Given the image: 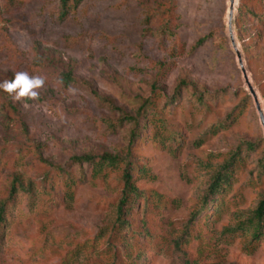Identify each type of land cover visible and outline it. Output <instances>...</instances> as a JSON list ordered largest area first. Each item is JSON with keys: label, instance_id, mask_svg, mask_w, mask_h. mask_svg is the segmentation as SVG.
I'll return each mask as SVG.
<instances>
[{"label": "rangeland", "instance_id": "rangeland-1", "mask_svg": "<svg viewBox=\"0 0 264 264\" xmlns=\"http://www.w3.org/2000/svg\"><path fill=\"white\" fill-rule=\"evenodd\" d=\"M172 9L175 35L163 36ZM229 9L230 0H83L61 19L60 0H0V83L17 71L45 78L35 101L14 102L0 89V202L16 177L25 186L39 184L33 211L28 195H18L0 264H111L107 242L117 220L119 173L92 179L88 165L71 162L103 153L129 157L137 187L151 198L147 211L143 200L129 218L127 243L114 240L123 254L119 264H264V235L252 243L249 235L223 233L264 199V128L231 41ZM256 9L264 16V7ZM234 22L264 111V28L249 23L242 39ZM69 71L77 82L67 86L62 75ZM181 80L188 88L172 99ZM154 86L159 98L151 124L143 118L137 129L117 124L121 113L94 95L136 115ZM240 105L246 107L231 127L208 132ZM234 155L226 194L205 208L214 174ZM58 167L78 177L72 197L56 181L39 190ZM102 227L108 235L98 239ZM188 229L191 241L180 251L174 242Z\"/></svg>", "mask_w": 264, "mask_h": 264}, {"label": "trees", "instance_id": "trees-1", "mask_svg": "<svg viewBox=\"0 0 264 264\" xmlns=\"http://www.w3.org/2000/svg\"><path fill=\"white\" fill-rule=\"evenodd\" d=\"M82 1L83 0H60L61 19L67 18L74 11H76ZM257 6L264 7V0H240L234 24L236 25L237 33L242 39L249 29V23H257L258 26H256L255 29H258L257 27L264 28V16L258 14L256 9ZM167 15L168 17L166 16L165 12V23L162 25L160 33L163 36H174V26L172 24L173 20L169 17L170 15H173V9L170 10ZM149 21L150 18H148V22ZM259 34L260 33L258 30H255V33L252 34L253 36L250 35V37L256 39ZM203 41H205V39H202L200 42L202 43ZM62 82L69 86L77 82V80L74 77L72 71H69L63 73ZM187 88L188 83L185 80H181L175 88V94L172 99L180 97L182 92ZM158 94L159 90L154 86L152 96L144 102L138 113L136 115H130L125 113L120 108H117L113 101L94 92V95L99 101L108 105L111 109L117 110L121 113L122 117L119 119L117 124L131 123L136 126V129L139 127L143 118L148 121V124H151L150 117L154 115L156 110L159 98L157 96ZM248 100H250V96L247 97V101ZM245 107L246 106L240 105L233 109V111L229 113L227 117L221 123H219V125L212 126L208 132L213 133L212 135H216L221 129H228L231 127V125L235 123L236 119L243 113ZM207 133H205L204 136H206ZM135 136H137V130L132 133L131 143H133ZM247 145L249 149H255L252 143H247ZM236 159L237 156L234 155L231 159L222 164L220 170L214 174L204 198L205 208H207L209 203L212 204L211 207L213 206V208H215L219 204L221 198L226 194V187L231 184V180L233 178ZM71 162L74 165L79 166L88 165L92 169V179L100 176L108 177L109 174L119 173L122 184L121 197L117 207V220L116 223H114L111 237L107 242V249L111 254L114 255V260H112L111 264H119L118 258H120L123 254L119 253V249L113 247V243L117 240L127 243L128 234H122V232L126 231L131 225L129 218L132 216L135 208L138 207V204L141 201L144 200L146 203L145 211H147V209L150 207L151 198L147 197L145 193L136 185L134 175L136 174L138 168L129 160V157L111 153H103L101 155L86 154L75 156L72 158ZM55 170L56 172L54 173V176L50 178L49 174L44 175L43 185H41V188L39 189L40 192H46L45 187L48 183L47 181L50 180L51 185H53L55 181L57 185H62L63 189L66 191V195L68 197H72L75 193L74 188L76 182L78 181V177L70 169L58 167ZM38 185L35 184L34 181H31L28 186H25L20 178L16 177L14 179L10 188L9 196L4 201L0 202V242L3 239L4 232L10 226V222L12 221L11 212L14 211L17 206L19 193L23 192L24 194L28 195L29 210L33 211L37 199V194L35 192L36 190L34 188H36ZM204 209L202 208L200 212L193 215L189 222L190 225L195 224L196 221H199L200 217H202V214L206 212ZM189 233L190 231L188 229L182 234L180 238H178L176 242H174L176 249L182 251L183 248L189 244L191 241ZM223 233L233 238L235 236L241 237L244 235H249L252 237V243L260 241L264 235V199L258 203L256 208L253 210L251 217L235 227H227ZM106 235H108V232H106L102 227L98 232L97 238L102 239ZM95 247L96 246L93 244L91 248L94 249Z\"/></svg>", "mask_w": 264, "mask_h": 264}, {"label": "clouds", "instance_id": "clouds-1", "mask_svg": "<svg viewBox=\"0 0 264 264\" xmlns=\"http://www.w3.org/2000/svg\"><path fill=\"white\" fill-rule=\"evenodd\" d=\"M45 85V78L41 75H30L27 71H17L14 79L4 80L0 83V89L7 93L14 102H21L39 98Z\"/></svg>", "mask_w": 264, "mask_h": 264}, {"label": "water", "instance_id": "water-1", "mask_svg": "<svg viewBox=\"0 0 264 264\" xmlns=\"http://www.w3.org/2000/svg\"><path fill=\"white\" fill-rule=\"evenodd\" d=\"M234 15H235V0H230L228 27H229L231 41H232V44H233L234 48L236 49L238 60H239V64H240V67L242 69L246 84H247L248 89L250 91V94H251V96H252V98H253V100L255 102L256 109H257L258 114H259V119H260L261 124H262V126L264 128V111L262 109L259 96H258L254 86L252 85V83H251V81L249 79L247 70H246V68L244 66L242 54L239 51V49L237 47V44H236V41H235V33H234V27H233V22H234V17H235Z\"/></svg>", "mask_w": 264, "mask_h": 264}, {"label": "bare ground", "instance_id": "bare-ground-1", "mask_svg": "<svg viewBox=\"0 0 264 264\" xmlns=\"http://www.w3.org/2000/svg\"><path fill=\"white\" fill-rule=\"evenodd\" d=\"M235 7H236V0H235Z\"/></svg>", "mask_w": 264, "mask_h": 264}]
</instances>
